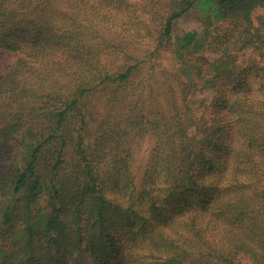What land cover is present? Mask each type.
I'll return each instance as SVG.
<instances>
[{"label":"trees","instance_id":"16d2710c","mask_svg":"<svg viewBox=\"0 0 264 264\" xmlns=\"http://www.w3.org/2000/svg\"><path fill=\"white\" fill-rule=\"evenodd\" d=\"M257 9L0 0V264H264Z\"/></svg>","mask_w":264,"mask_h":264},{"label":"rangeland","instance_id":"374dc122","mask_svg":"<svg viewBox=\"0 0 264 264\" xmlns=\"http://www.w3.org/2000/svg\"><path fill=\"white\" fill-rule=\"evenodd\" d=\"M264 10L262 9H257L254 12V16H257L261 13H263ZM198 24L195 22L194 17L193 16H187L184 18H181L179 21L176 22L175 24V32L179 33V34H183L185 31L188 30V28H192L194 26H197ZM200 54L204 55V56H208L209 58H214L216 57L217 51L215 49V46L212 44H207L204 48H201ZM196 56V55H195ZM168 57L165 58L163 65L166 67H171L174 66L175 71H177V73L179 75H182L183 78H185L188 75V69H189V65H188V61H183L180 62L179 58L177 57L176 59H167ZM248 57L245 58V60H247ZM202 81L201 83L204 82V78L203 76L199 77ZM204 93H209V91L205 90ZM145 154V148L142 151V154ZM140 154V153H138Z\"/></svg>","mask_w":264,"mask_h":264}]
</instances>
